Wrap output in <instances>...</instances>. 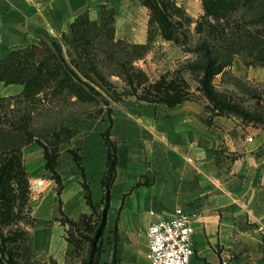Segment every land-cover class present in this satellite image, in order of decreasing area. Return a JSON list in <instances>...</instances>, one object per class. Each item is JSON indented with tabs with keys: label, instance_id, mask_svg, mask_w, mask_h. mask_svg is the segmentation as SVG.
Listing matches in <instances>:
<instances>
[{
	"label": "crops",
	"instance_id": "1",
	"mask_svg": "<svg viewBox=\"0 0 264 264\" xmlns=\"http://www.w3.org/2000/svg\"><path fill=\"white\" fill-rule=\"evenodd\" d=\"M103 3L116 9L118 34L131 32L144 42L149 15L140 0H0V52L59 36L82 12L98 16ZM3 85L23 89L0 81V89ZM77 128L80 165L94 204H102L105 193L107 129L118 146L106 221L110 264H151L149 225L180 211L194 216L191 264H264V126L231 112L209 121L192 100L176 105L129 100ZM66 154L68 163L58 172L74 191L62 195L57 210L76 219L91 207L74 155ZM50 250L34 254L45 259Z\"/></svg>",
	"mask_w": 264,
	"mask_h": 264
},
{
	"label": "rangeland",
	"instance_id": "2",
	"mask_svg": "<svg viewBox=\"0 0 264 264\" xmlns=\"http://www.w3.org/2000/svg\"><path fill=\"white\" fill-rule=\"evenodd\" d=\"M205 1L177 0L191 20L177 18L182 24L176 38L168 39L158 33L150 40L147 27V38L137 42L139 35L116 31L108 49L105 46L96 50L93 67L87 65L88 74L72 64L80 81L74 79L60 90L52 88L33 102L16 97L21 92L20 86L1 87L0 94L7 100L0 112V152L14 147L20 150L31 193L21 212L22 218L5 229L22 232L16 248L19 264L90 261L89 238L97 236V228L81 229L86 237L81 238L80 249L67 240L68 226L59 221L61 212L58 213L57 205L69 188L74 191V185L62 176L58 182L45 168L44 147L58 145L62 152L56 169L67 165L66 153L70 151L78 165L76 177L85 182L84 167L80 165L82 134L78 122L100 118L116 104L129 100H145L143 97L148 96L157 101L156 91L170 88L172 92L176 89L183 93V102L200 103L207 120L214 121L218 115L236 111L244 119L264 126V0L237 1L233 8L215 14L206 12ZM92 16L97 17L93 13ZM209 61L213 62V68L207 77L204 67ZM206 87L213 98L208 96ZM34 180L43 181L41 191H31ZM101 209L102 206L93 214L91 225H97ZM91 212L89 209L86 213ZM96 246L98 254L93 256L92 264H110L112 246L106 227ZM47 247L51 249L50 255L36 258L34 249L40 253Z\"/></svg>",
	"mask_w": 264,
	"mask_h": 264
},
{
	"label": "trees",
	"instance_id": "3",
	"mask_svg": "<svg viewBox=\"0 0 264 264\" xmlns=\"http://www.w3.org/2000/svg\"><path fill=\"white\" fill-rule=\"evenodd\" d=\"M237 1L244 0H214L212 2L206 0L204 7L207 13L215 14L220 10L227 11L233 8ZM140 2L149 9L148 34L150 40L158 33L168 39L176 38L175 34L180 30V24H182V20L177 18H183L187 22L191 20L183 6L178 5L177 0H140ZM116 26L114 6L107 3L101 4L96 18L88 9L75 17L59 36L40 37L37 42L16 45L0 52V81L6 85H23V89L16 97L26 103L35 101L52 88L60 90L63 85L74 79L80 81L79 73L72 64L88 74L87 65L93 67L97 55L96 50L103 49L105 46L108 49L115 39ZM144 45L141 44L142 47ZM212 63L209 61L204 67L207 77L211 74ZM172 90L170 88L158 89L155 100L166 102L169 105L182 103L185 98L183 93H178L176 89L175 92ZM206 92L208 96L212 97L208 87H206ZM143 98L147 101H154V99H148V96ZM5 100L7 97L0 94V112L2 106H5L3 103ZM235 113L238 112L235 111ZM104 139L108 146V154L107 168L102 179L105 190L102 204L93 203L90 187L84 182L85 196L92 212L90 214L83 213L79 218L74 219L69 217L61 207V216L59 217L61 224L65 227L68 226L67 240L77 246L74 248L80 249L81 238L86 237L82 230L94 231V228H97L95 231L97 236L89 238L91 240L90 261H86L84 264H92L93 256L98 254L97 240L106 227L111 186L117 171L118 146L111 139L109 129L104 132ZM44 149L45 168L49 169L60 182L61 175L56 169L60 148L58 145L52 148L47 145ZM28 187L29 178L22 162L20 150L14 147L0 152V264H19L16 258L18 255L16 248L19 246L18 240L21 238L22 232H12L10 229L6 232L5 229L22 218L21 212L30 199ZM100 206L102 209L96 220L97 225H91V218Z\"/></svg>",
	"mask_w": 264,
	"mask_h": 264
},
{
	"label": "built area",
	"instance_id": "4",
	"mask_svg": "<svg viewBox=\"0 0 264 264\" xmlns=\"http://www.w3.org/2000/svg\"><path fill=\"white\" fill-rule=\"evenodd\" d=\"M248 140L252 141L253 137L249 136ZM42 187L41 180H34L30 184L32 192H39ZM194 232V216L186 211L152 222L147 229V257L150 263L191 264L195 252Z\"/></svg>",
	"mask_w": 264,
	"mask_h": 264
}]
</instances>
